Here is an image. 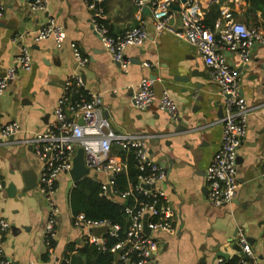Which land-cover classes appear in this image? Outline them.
<instances>
[{
	"label": "crops",
	"instance_id": "crops-1",
	"mask_svg": "<svg viewBox=\"0 0 264 264\" xmlns=\"http://www.w3.org/2000/svg\"><path fill=\"white\" fill-rule=\"evenodd\" d=\"M30 1L4 0L0 17V67L6 70L16 65L22 44L30 48L33 59L30 70L16 69L15 78L0 94V131L10 121H18L21 126L14 138L0 143V177L6 182L0 196V212L11 225L3 234L5 256L14 264H61L69 258L68 254L77 252L70 250L73 243L80 246L85 241L87 229L73 224L69 193L74 182L70 174H62L57 183L60 215L53 244L47 245L44 238L48 207L38 184L21 192V172H29L32 179L37 175L39 181L42 169V162L26 139L50 122L66 78L81 74L85 89L101 94L112 129L150 135V157L167 172L165 187L176 210V230L152 232L159 244L154 263L212 264L221 252L227 254L226 259L241 256L236 248L240 230L247 233L254 252L263 258L264 43L254 45L248 61L235 51L225 50L228 63L241 73V93L252 109L247 135L238 152L236 195L232 203L218 206L208 199L205 173L222 144L226 100L199 51L171 32L157 34L151 10H145L150 8L144 6L140 10L135 0H97L112 34L142 23L148 29V38L142 44L126 48L130 65L125 71L94 31L93 11L87 0H48V10L36 12L29 9ZM200 1L205 17L212 5L219 3L217 19L223 11L230 10L247 25L264 27L262 10L254 9L250 0ZM49 17L64 27L61 46L53 37L35 39ZM174 23L181 30V15L176 10ZM224 23L225 20L221 27ZM212 28L219 36L216 22ZM72 42L88 57L85 65L75 59ZM145 62L152 66L146 67ZM145 75L154 79L157 101L140 111L133 91ZM165 88L177 104L178 119L158 106ZM179 118L188 123L189 130L177 131ZM15 177L19 188L11 195L8 185Z\"/></svg>",
	"mask_w": 264,
	"mask_h": 264
},
{
	"label": "built area",
	"instance_id": "built-area-1",
	"mask_svg": "<svg viewBox=\"0 0 264 264\" xmlns=\"http://www.w3.org/2000/svg\"><path fill=\"white\" fill-rule=\"evenodd\" d=\"M1 1L0 17L5 9L4 0ZM135 1L140 10H143L144 6L150 8L157 34L171 32L199 51L212 79L225 96L222 144L206 168L205 180L209 189L208 199L212 204L221 206L232 203L239 186L238 152L247 135L252 108L241 93V73L228 63L225 50L235 51L243 61H248L254 45L257 42L264 43V27L247 25L227 10L223 11L222 17L216 21V28H220L218 36L216 29L204 21L205 14L201 8V1L187 0L179 11L182 23L179 30L174 23L175 10L172 6L176 0ZM87 5L93 11L92 26L102 45L110 52L112 58L128 71L130 61L125 57V50L128 46L142 44L148 38L146 25L142 23L122 33L112 34L104 22L103 10L97 6V0H87ZM29 9L32 12L48 10V0H31ZM224 20L225 23L221 27ZM49 37H53L58 46H61L65 39L64 27L54 17H49L35 35L36 40ZM71 46L75 59L81 65H85L88 57L82 54L76 42H72ZM32 62L30 48L22 44L16 65L6 69L5 76L0 77V94L15 78L16 69L30 70ZM144 65L152 66L148 62ZM133 100L140 111L147 110L157 101L152 77L145 75L139 80L133 91ZM158 106L167 111L173 119H178L177 104L169 89L165 88L162 91ZM52 116L45 129L35 132L26 139L42 162L38 189L44 195L48 207L43 229L46 244L50 245L56 235L60 215L57 200L58 179L64 173L70 174L77 150L83 148L85 164L90 169L87 176L101 183L103 196L124 205L130 223L126 237L110 247L107 246L106 233L118 237L120 224L112 223L109 219H92L84 212L73 215V224L87 229L85 241L95 244L100 250L110 249L116 252L117 258L112 264H155L153 257L158 251L159 244L152 236V232L161 230L175 233L176 210L165 187L167 172L160 163L150 157L148 151L150 135L115 132L105 113L101 94L87 91L81 74H72L66 78L64 90L57 100ZM80 119L83 123L79 122ZM20 131L18 121L5 123L0 131V143H4L5 139L15 136ZM115 145L121 147V150L116 149ZM131 155L139 173L135 183L128 179L125 187L121 188L115 183V177L128 171ZM262 178L264 180V173ZM2 189L0 177V196ZM125 201L128 203L125 204ZM145 215L148 217L145 218ZM105 225L109 228L103 231L101 236L90 231L91 228ZM146 226L150 228V234L146 232ZM10 227L9 220L0 212V264H14L4 253L3 234ZM238 244L242 250L241 264H264V256L259 258L256 255L247 233L243 230L238 233ZM70 261V258H65L61 264H70ZM212 264L231 263L224 256H219Z\"/></svg>",
	"mask_w": 264,
	"mask_h": 264
},
{
	"label": "trees",
	"instance_id": "trees-1",
	"mask_svg": "<svg viewBox=\"0 0 264 264\" xmlns=\"http://www.w3.org/2000/svg\"><path fill=\"white\" fill-rule=\"evenodd\" d=\"M250 1L254 9L262 10V15L264 16V0ZM219 6V3L213 4L210 13H206L204 21L210 27H214L220 15ZM104 22L106 21L104 20ZM138 173L139 170L135 165L134 157L131 155L128 171L118 174L115 177V183L121 188L125 187L128 179H130L132 183H135ZM101 190L102 185L98 180L90 176H85L80 181L76 182L70 189L69 201L73 215L84 212L89 218L109 219L112 223L121 225L118 237L106 233L107 246L110 247L118 240L126 237L130 221L125 213L124 205L103 196ZM51 244H53V240ZM70 250L77 251L73 255L68 254L67 257L71 259L70 264H112L117 258L116 252H112L110 249L100 250L95 244L87 240L80 246H75V243H73L70 246ZM240 258L241 256H236L231 259L229 258L228 261L231 264H241Z\"/></svg>",
	"mask_w": 264,
	"mask_h": 264
},
{
	"label": "water",
	"instance_id": "water-1",
	"mask_svg": "<svg viewBox=\"0 0 264 264\" xmlns=\"http://www.w3.org/2000/svg\"><path fill=\"white\" fill-rule=\"evenodd\" d=\"M187 0H176L174 3H173V9L176 10V11H180L182 9V4L185 3ZM146 11H149L150 9H145ZM193 73V72H192ZM6 74V70L5 69H2L0 67V77L2 76H5ZM65 82V81H64ZM106 115H107V111H105ZM205 115L208 114V109H206L204 111ZM181 118V117H180ZM181 120L179 122V124L177 125V131H187L189 130V126H188V123H186V121L184 119H180ZM80 123H83V120L80 119L79 120ZM177 122H174L173 125H176ZM11 138H14V136H12ZM115 147H117L115 145ZM121 148V147H120ZM90 173V169L86 166L85 164V160H84V150L83 148H79L77 150V153L74 157V161H73V166L70 170V176L74 182V184L78 181H80L83 177L89 175ZM21 176H22V179H23V182H24V186L22 187L21 189V192H25L27 190H30L32 188H34L37 184H38V180H37V175H35V178H30V174L29 172H21ZM19 179L17 177L13 178L12 181L9 183L8 187H9V193L11 195H14V193H16L17 189L19 188ZM6 185V182L5 180H2V186L4 188V186ZM207 188V186H206ZM128 202L125 201V204H127ZM148 215H145V218H147ZM108 226L105 225V226H101V227H94V228H91L90 231H92L95 235L97 236H101V233L103 231H106L108 230ZM146 232L148 234H150V228L146 226ZM236 248L241 251L242 253V250H241V246L238 244L236 246ZM221 256H224V257H227V254L224 253V252H221L220 253Z\"/></svg>",
	"mask_w": 264,
	"mask_h": 264
},
{
	"label": "rangeland",
	"instance_id": "rangeland-1",
	"mask_svg": "<svg viewBox=\"0 0 264 264\" xmlns=\"http://www.w3.org/2000/svg\"><path fill=\"white\" fill-rule=\"evenodd\" d=\"M67 174V173H66Z\"/></svg>",
	"mask_w": 264,
	"mask_h": 264
}]
</instances>
